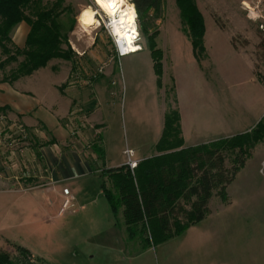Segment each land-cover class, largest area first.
Wrapping results in <instances>:
<instances>
[{"label": "rangeland", "instance_id": "obj_1", "mask_svg": "<svg viewBox=\"0 0 264 264\" xmlns=\"http://www.w3.org/2000/svg\"><path fill=\"white\" fill-rule=\"evenodd\" d=\"M194 1L206 25L207 55L201 61L184 32L176 0L162 1L159 20L150 12L140 21L135 8L142 51L120 59L112 17L94 0H64L72 9L68 19L76 21L69 35L75 56L71 65L58 64L72 68L70 80L104 78L118 94L102 107L110 116L104 162L111 166L128 160L123 154L128 149L139 150L135 160L156 155L164 112L178 105L196 126L198 144L249 134L245 146L254 147L246 150L245 165L227 189L228 202L214 196L203 222L165 244L145 247L139 238L130 239L123 210L117 217L112 213L99 176L52 185L48 178L39 181L47 175L39 149L48 143L19 120L2 117L0 251L14 258L15 247L24 248L35 264H264V141L252 142L253 132L264 124V0ZM89 6L99 10L93 19L99 26L82 23ZM141 23L148 36L157 33L161 80ZM15 67L1 70L0 80ZM227 157L231 167L235 155Z\"/></svg>", "mask_w": 264, "mask_h": 264}, {"label": "trees", "instance_id": "obj_2", "mask_svg": "<svg viewBox=\"0 0 264 264\" xmlns=\"http://www.w3.org/2000/svg\"><path fill=\"white\" fill-rule=\"evenodd\" d=\"M163 0H133L139 20H159ZM184 32L191 41L198 61L207 55L205 19L194 0H176ZM70 6L64 0H0V71L16 65L0 82L11 83L31 77L52 61L71 62L75 56L69 35L76 25ZM68 19V20H67ZM30 27L25 47L18 48L13 34L21 24ZM155 72L163 76V53L157 50V33L148 36ZM160 89L163 82H159ZM8 115L0 108V118ZM177 110L165 117L163 135L155 147L156 156L138 163L132 171L128 165L105 173L102 190L115 217L123 210L130 239L139 238L145 247L160 246L203 222L209 214V203L216 196L228 202V187L245 165L248 147L246 136L218 141L208 145L185 148ZM254 144L264 141V124L253 132ZM235 155L231 167L227 155ZM109 181V182H108ZM109 183V184H108ZM109 185V186H108ZM16 256L0 251V264H35L32 254L15 247Z\"/></svg>", "mask_w": 264, "mask_h": 264}, {"label": "crops", "instance_id": "obj_3", "mask_svg": "<svg viewBox=\"0 0 264 264\" xmlns=\"http://www.w3.org/2000/svg\"><path fill=\"white\" fill-rule=\"evenodd\" d=\"M29 33L30 27L25 23L21 24L13 34L14 44L23 49ZM58 63L61 61H52L47 68L42 69L44 74H39L40 70L13 84L0 82V108H7L6 117L19 120L35 138H42L48 143L39 149L47 173L45 177L39 176V181L48 178L52 185L55 182L95 175L102 180L103 194L105 173L127 165V160L114 166L104 162L110 116L102 107H109L118 94L113 93V86L104 82V78L95 82L70 80L72 68L61 67ZM62 63L72 64L65 61ZM56 74L62 76L56 77ZM175 109L180 115L185 148L211 144H198L196 126L187 122L179 105ZM169 110L164 112L161 135L158 134L155 146L163 135L165 117ZM144 120L145 117L141 116V122ZM77 130L79 132L74 136L73 133ZM188 140L193 144L189 146ZM138 144L135 143L134 146ZM2 148L0 146V161H4L6 156ZM128 150H132L135 157L139 155L138 149ZM152 157H139L136 161L139 163Z\"/></svg>", "mask_w": 264, "mask_h": 264}, {"label": "clouds", "instance_id": "obj_4", "mask_svg": "<svg viewBox=\"0 0 264 264\" xmlns=\"http://www.w3.org/2000/svg\"><path fill=\"white\" fill-rule=\"evenodd\" d=\"M94 3L96 5H99L100 8H103L104 10H106L110 15L114 14V12L117 9H120L121 6H123L122 10H121V16H120V24L123 27L126 23L128 25V28L132 29V32L134 33V35H127V40L129 45L132 44V42L136 39H141L139 32L136 30V25H135V18L137 16L136 10H135V6L130 3V0H94ZM99 14V10L94 11L93 8L91 6H89L88 8H85L82 12V17H88L89 20H92V18H94L96 15ZM125 17H127V21L125 20ZM251 19L255 20L258 19V16H252L250 17ZM80 19V18H78ZM93 22H95L93 20ZM98 25V22H95ZM115 23V21L113 22ZM128 28H125V32L124 33H120L118 28H115L113 31V35H126L128 32ZM117 44L119 43V40L117 39ZM140 48L139 44H136L135 47L131 48V51H137ZM129 51V48H125L123 50V52L121 53L126 54ZM135 166V165H133Z\"/></svg>", "mask_w": 264, "mask_h": 264}, {"label": "bare ground", "instance_id": "obj_5", "mask_svg": "<svg viewBox=\"0 0 264 264\" xmlns=\"http://www.w3.org/2000/svg\"><path fill=\"white\" fill-rule=\"evenodd\" d=\"M96 6L104 14L108 15L109 17H112V20L110 22V28H111L112 33H113V31H114L115 28H118L119 31H120V33H124L125 32V28H128L127 23L123 27L120 24V16H121V10H122L123 6H121L120 9H117L114 12V14H111V15L106 10H104L103 8H100L99 5H96ZM93 19L94 18H92V20H89L88 17H83L82 18V23L85 24V25H88V26L93 25ZM125 20L127 21V17H125ZM114 21H115V23H113ZM135 25L137 26V16L135 18ZM136 30H137V27H136ZM132 34H134L132 32V29L131 28H128V32H127L126 35L121 36V35L117 34V35H115V36L113 35V36L116 38V40L117 39L119 40V43L118 44H119V46H120V48L122 50H124L125 48H129V51L130 52H135L136 53V52L139 51V49L137 51H131V48L132 47H135L136 44H134V42H132V44L129 45L128 40H127V35H132Z\"/></svg>", "mask_w": 264, "mask_h": 264}, {"label": "built area", "instance_id": "obj_6", "mask_svg": "<svg viewBox=\"0 0 264 264\" xmlns=\"http://www.w3.org/2000/svg\"><path fill=\"white\" fill-rule=\"evenodd\" d=\"M249 11H250V13H251V9H249ZM253 12V11H252ZM262 30L264 31V27L262 28ZM137 31L139 32V29L137 28ZM139 34H140V32H139ZM132 35H134V34H132ZM140 37H141V35H140ZM134 42V44H139L140 45V42H141V39H136V40H134L133 41ZM116 44H117V42H116ZM140 51H142V48H141V46H140V48H139V51L138 52H136V53H139ZM123 52V50L120 48V46H119V44H117V48H116V54H117V57L120 59V58H123V57H126V56H129V55H131V54H136L135 52H130V51H128L126 54H121ZM78 130L77 131H74V133H73V135L75 136V135H77L78 134ZM125 155L127 156V158H128V160H127V165L130 167V169L132 170V171H134L136 168H137V165H138V162L134 159L135 158V153L132 151V150H126V152H125ZM133 165H135V166H133ZM66 206H67V204H66Z\"/></svg>", "mask_w": 264, "mask_h": 264}]
</instances>
